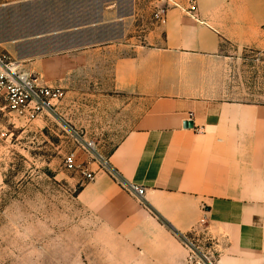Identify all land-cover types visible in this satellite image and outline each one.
<instances>
[{
  "label": "crops",
  "instance_id": "obj_1",
  "mask_svg": "<svg viewBox=\"0 0 264 264\" xmlns=\"http://www.w3.org/2000/svg\"><path fill=\"white\" fill-rule=\"evenodd\" d=\"M191 4L0 0V54L64 90L68 131L123 133L72 208L92 264H189L186 234L214 264H264V102L226 94L234 56L264 52V0Z\"/></svg>",
  "mask_w": 264,
  "mask_h": 264
},
{
  "label": "rangeland",
  "instance_id": "obj_2",
  "mask_svg": "<svg viewBox=\"0 0 264 264\" xmlns=\"http://www.w3.org/2000/svg\"><path fill=\"white\" fill-rule=\"evenodd\" d=\"M226 82L229 97L264 102V52L234 56ZM47 114L44 125L15 116L0 125V264H92L82 245L89 232L75 230L72 210L90 180L68 170L65 158L75 152L76 164L96 175L91 163L111 152L123 133L110 121V134H75L58 115Z\"/></svg>",
  "mask_w": 264,
  "mask_h": 264
},
{
  "label": "built area",
  "instance_id": "obj_3",
  "mask_svg": "<svg viewBox=\"0 0 264 264\" xmlns=\"http://www.w3.org/2000/svg\"><path fill=\"white\" fill-rule=\"evenodd\" d=\"M190 1L191 9L195 10L194 0ZM164 13L165 8L157 14L161 21H164ZM63 97L64 90L61 87L36 84L28 74L19 71L15 60L0 54V113L12 112L32 121L45 113H54L56 104ZM88 146L94 149L91 143ZM76 160L75 152L68 154L65 158L66 168L79 171L83 181L94 179L95 171L87 164L77 165ZM119 183L134 198L144 200L145 188L143 186L124 182L121 179ZM181 240L188 249L189 264H214L211 249L204 247L198 235H181ZM205 246L208 245L205 244Z\"/></svg>",
  "mask_w": 264,
  "mask_h": 264
},
{
  "label": "water",
  "instance_id": "obj_4",
  "mask_svg": "<svg viewBox=\"0 0 264 264\" xmlns=\"http://www.w3.org/2000/svg\"><path fill=\"white\" fill-rule=\"evenodd\" d=\"M192 125H193V122L192 121H186V122H184V126L185 127L192 126Z\"/></svg>",
  "mask_w": 264,
  "mask_h": 264
}]
</instances>
